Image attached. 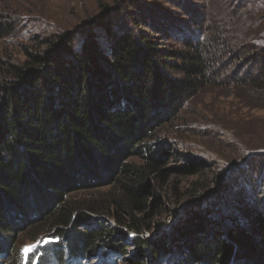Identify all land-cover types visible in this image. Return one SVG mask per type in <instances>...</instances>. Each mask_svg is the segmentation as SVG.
Listing matches in <instances>:
<instances>
[{
    "label": "trees",
    "instance_id": "obj_1",
    "mask_svg": "<svg viewBox=\"0 0 264 264\" xmlns=\"http://www.w3.org/2000/svg\"><path fill=\"white\" fill-rule=\"evenodd\" d=\"M114 2L22 63L0 59V263L264 264V197L237 182L231 216L207 208L197 184L169 227L151 236L146 223L159 207L153 183L182 157L163 146L166 125L234 70L232 86L264 96V0L217 13ZM12 32L0 15V38ZM106 189L101 201L77 199Z\"/></svg>",
    "mask_w": 264,
    "mask_h": 264
},
{
    "label": "rangeland",
    "instance_id": "obj_2",
    "mask_svg": "<svg viewBox=\"0 0 264 264\" xmlns=\"http://www.w3.org/2000/svg\"><path fill=\"white\" fill-rule=\"evenodd\" d=\"M114 1L0 0L2 20L13 30L10 35L0 38V59L22 63L30 58L29 53H40L46 48L43 45L45 39L71 30L91 17H98L101 6L112 7L115 5ZM131 1L143 9L178 10L173 7L174 0ZM185 3L193 10L200 6L213 13L231 11L237 7V0H185ZM124 6L128 9L126 3ZM226 52L229 53L230 50L226 49ZM225 64L228 67L226 71L235 68V65ZM235 79V70L224 74L220 82L216 81L215 85L189 101L177 119L159 133L163 146L178 152L182 157L168 161L165 177L153 183L159 200L155 205L159 207L153 211L154 218L146 222L151 236L157 232L156 227H169L176 213L182 212L184 215L185 206L192 201L189 190L197 184L207 186L201 188L204 193L201 199H204L202 202L207 208L215 203L217 204L213 209L218 210L221 206L225 208L217 213L219 216H231L235 212L232 206L235 199L229 193L235 182L245 188L250 198L263 199L264 96L258 98L245 89L232 86ZM223 160L226 162L222 163ZM132 162L141 164L139 159H133ZM235 162L238 165L228 172ZM191 164H197L198 169L203 172L196 176L182 174L181 169L188 168ZM242 174H247L250 178L246 179L245 175L244 182L240 180ZM253 176L257 178V184L252 183ZM215 178L218 181L213 186L211 180ZM106 192L107 189L82 193L77 199L98 202L106 197ZM180 216L182 215L176 216L174 222ZM219 218L216 221L220 226L228 225V222ZM43 227L46 228L47 225ZM32 241L28 239L25 244ZM105 256L90 264H122L117 257Z\"/></svg>",
    "mask_w": 264,
    "mask_h": 264
}]
</instances>
